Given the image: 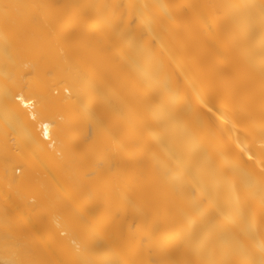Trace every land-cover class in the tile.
<instances>
[{
	"label": "bare ground",
	"instance_id": "bare-ground-1",
	"mask_svg": "<svg viewBox=\"0 0 264 264\" xmlns=\"http://www.w3.org/2000/svg\"><path fill=\"white\" fill-rule=\"evenodd\" d=\"M0 264H264V0H0Z\"/></svg>",
	"mask_w": 264,
	"mask_h": 264
}]
</instances>
